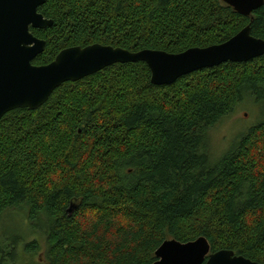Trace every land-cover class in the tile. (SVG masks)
Returning <instances> with one entry per match:
<instances>
[{
	"label": "trees",
	"instance_id": "16d2710c",
	"mask_svg": "<svg viewBox=\"0 0 264 264\" xmlns=\"http://www.w3.org/2000/svg\"><path fill=\"white\" fill-rule=\"evenodd\" d=\"M37 11L52 25L30 29L45 41L35 66L92 44L178 54L248 24L264 40V4L251 18L220 0H47ZM244 95L264 104V55L165 86L143 62L116 64L5 114L0 264H152L163 241L199 237L264 264V122L217 162L208 151V130ZM13 225L40 234L19 242Z\"/></svg>",
	"mask_w": 264,
	"mask_h": 264
},
{
	"label": "water",
	"instance_id": "95a60500",
	"mask_svg": "<svg viewBox=\"0 0 264 264\" xmlns=\"http://www.w3.org/2000/svg\"><path fill=\"white\" fill-rule=\"evenodd\" d=\"M47 0H0V119L15 109L36 110L66 82H76L116 64L143 62L155 86L171 85L183 76L224 63H247L264 55V40L251 35L250 25L227 41L178 54L160 50L131 52L119 47L92 44L61 50L44 66L33 60L44 51L45 41L30 29H45L52 20L38 13ZM234 12L250 17L264 0H220ZM75 209L70 205L67 212ZM152 264H259L233 251L211 252L204 237L181 243L165 240L156 249Z\"/></svg>",
	"mask_w": 264,
	"mask_h": 264
},
{
	"label": "rangeland",
	"instance_id": "374dc122",
	"mask_svg": "<svg viewBox=\"0 0 264 264\" xmlns=\"http://www.w3.org/2000/svg\"><path fill=\"white\" fill-rule=\"evenodd\" d=\"M262 122H264V104L255 102L252 97L244 95L230 115L223 118L213 128L208 130V151L211 161L213 163L217 162L231 146L240 142L241 138L249 129ZM16 221H18L17 223L19 224V227L23 228V226H25V222L21 216L16 217ZM9 230L10 239L18 240V238H20L21 240H19V242L26 236H32L33 233H37L32 228L27 231H20V229L14 225L11 226ZM39 234L40 232L37 233V235ZM41 243L43 246V241H41ZM20 256L22 255L20 254L18 257L20 258ZM26 258H20V260L25 262ZM36 261L37 263H40L42 260L38 256Z\"/></svg>",
	"mask_w": 264,
	"mask_h": 264
}]
</instances>
